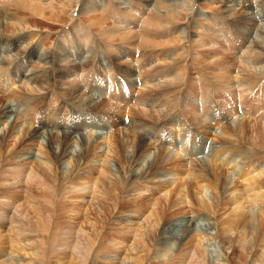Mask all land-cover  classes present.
<instances>
[{"label": "bare ground", "instance_id": "1", "mask_svg": "<svg viewBox=\"0 0 264 264\" xmlns=\"http://www.w3.org/2000/svg\"><path fill=\"white\" fill-rule=\"evenodd\" d=\"M88 1L89 0H80L81 7L78 8V12L90 14L91 12L95 11H103L110 16H114V18L112 17V19L114 20V25H112L111 28L109 27V29L101 30L102 35H106L110 42H113L119 38L118 40H121L119 41L120 43L131 46L132 49H134L133 47H135V42L139 41L140 46L142 47L141 49L143 51L146 50L145 46H151L149 51H145H148V53H156L166 49L171 50L164 55H156L155 64L149 63L148 68H145V66L142 65L143 63H139V61H141L139 59L141 58L138 59L135 57H128L131 61V64L130 61L128 64L126 62V64H122L125 67L121 68L124 74L123 75L121 69H116L114 67V61L109 58L110 56L106 60V58L102 56L99 57V55H97V62L96 64L93 63V58L96 56V52L94 53L93 51H91L92 48H90L93 42V38H95V33H92V25L91 27L84 26L82 25V23L74 20L73 23L77 22L75 24V33L72 34L66 32V36L62 37V40L65 41V44L68 45V51L66 50V46H64L65 44H62L63 46L54 45V49L52 48L48 51L41 50L37 52V59L45 65L49 64V71L45 74V76L35 74L37 71L34 73L30 69L25 76L24 70L22 69L23 66L21 64L17 65L13 69L6 68L7 63L4 59H6L7 57L1 58L0 124L2 125V129L0 130V169L2 168V166H7L9 164V166L14 167L11 170V176L19 177L23 175L24 180L27 177V179L29 180L33 179L36 185H44V187L47 188L48 192L44 194L43 197L45 198V200L49 199L48 204L50 205L54 203V198L58 197L59 190L57 189V186H59V184H64V186L69 185L72 187V190L75 189L77 192L80 191L81 194L86 193V187L88 184L90 185L89 187L94 188L93 190L91 189L92 194H94L96 187H102L107 193H110L115 197L113 198L112 205L107 209L108 215L100 216V221L94 223H98L102 227L104 226V224L106 225L109 223V215H112V211L117 214L124 211L123 208H121L122 204H124L122 200H124V196L127 197V192L134 191L137 194V196L135 194L132 198L128 199L129 201H131L129 204H131L132 206H134V204H137V200L140 196L142 197L144 196L143 194H148L145 197L153 201L152 207L154 208L152 209L156 208L155 211H159V214L157 213V217L155 213L148 214V216L151 215L150 218H153L152 224L155 227V232H157V235H155L153 239H155V241L158 243H162L165 240H173L175 244V251L171 253L172 259L168 261V264H255L257 263L256 260H258V263H262V261H264V111L259 115V119L263 122V124L255 120H253L255 123L251 122V124H246L245 121L248 118H245V115L240 118H233L234 120H231L232 122H224V119L222 120V117L220 116L221 114L218 112V107H221L224 111L227 112L226 115L235 117L234 115L236 114V109L232 105H230L231 102L235 99L236 101L237 99L239 101H243V97L247 96L246 91H248L249 93L252 90L256 89L259 85L264 84V20L261 21L258 18L251 17L248 13V9L252 10L257 7L254 2H257L258 0H250V3L253 2V4L247 3L246 0H232L233 3H228L227 0H210L211 3H222L224 11L221 16L231 21V24H228V26L231 27V30H234L235 32L237 31L236 33L239 36L248 41V45L244 49L240 50V52H236L235 56L227 52H221V54L219 55L217 52L219 57L216 56L217 54L214 51L215 49L213 50V48H210V46L212 45V43H217L221 46L220 39L225 34V29L222 24L217 27V34L215 30L208 28L206 35H209V39H206L205 36L200 35V43L192 40L189 31L190 29L188 28V26L184 28H175L179 29V33L174 36L176 40H172V38H169V33L174 34L175 31H168L165 29L168 27L178 26V22H176V20L181 15L178 12V5L187 8L188 12H192L193 15L195 0H143L142 5L148 9V12L139 13V15L143 14L145 17L140 22V28H138V26L140 25L136 24L139 19H136L133 16L134 13L132 14V9L128 5L127 0H123L121 4L128 5L127 8L131 10V12L128 13V17L132 22L126 21L117 16L119 14H123L120 9H118L122 8L123 6H120L118 8L116 6V9L115 7L110 5L109 2L104 3L102 0H100L99 2H94L93 4L91 1H89L88 3ZM259 1L260 3H264V0ZM12 2L17 4H24L25 6L33 10L32 14H35V16H41L40 18H42V16L44 18V15H46V11L44 10L46 6L44 7L43 5V12L41 10H36V8L39 7L37 6L39 2L35 3L34 0H0V31L2 33V27L12 28L11 34H9V36L11 35V38H8L4 41L0 39V47L2 43H8V46H10L9 40H13L14 38H25V35L27 34L28 37H35V33H33V31L31 32V30L30 32L27 30L29 33L27 32L26 34H24L25 30L23 23H29L31 21L30 17H26L27 19L25 22L18 19V17L14 18L15 16H12V18L10 17L11 20H5L4 14L6 13H4L5 10L3 11L2 9H5V7L8 5L10 6L9 3ZM3 4H5L6 6L2 7ZM52 4L53 3L49 1L50 7L54 8L55 6H53ZM236 4L241 5L240 7L242 11L234 9L233 6ZM11 6L13 5L11 4ZM64 7L63 9H65ZM175 8H177L178 10ZM52 15L49 16L51 17ZM196 15L198 14L196 13ZM71 16L75 17L77 15L74 16V14H71ZM119 16L123 17V15ZM31 18L34 19L33 17ZM72 20L70 19V21ZM79 20H81V18H79ZM104 23L103 25H106ZM72 24L70 25V27L72 26ZM134 24H136L137 26L134 31H131L130 29V31H123L122 28H127L128 30V27H131ZM241 24H243V26H240ZM100 27L102 26L100 25ZM247 29L254 30V35L248 36L246 34ZM156 34H159V38L163 39L154 37V35ZM102 35L100 36L102 37ZM75 36H78L83 40L81 47L76 46L77 41L75 42ZM148 36H150V39L148 38ZM41 38L42 37H38L39 41H43V39ZM175 41H183L184 44L187 43V48L186 44L183 47V43H181L182 47L168 48ZM223 42L226 48H237V36L233 35L225 38L223 39ZM178 45L180 44L178 43ZM44 48L45 47H43V49ZM139 48L140 47H138L137 49ZM5 50L6 48L4 47L3 51L5 53L9 52ZM191 50L193 51L194 56H197L196 61L200 62L206 68V71H212L211 75L214 81L209 82L208 88H213L215 85L218 86V88L211 89L210 92L206 94L201 93L199 95L198 104L200 105V109L195 110V115L191 117V120L193 119V121L196 123L192 125L194 126L193 129L196 128V130L201 133L203 132L199 129H204L205 133L203 134L208 135L209 131L207 132L205 128V126L207 125L204 126L203 122H201L204 120L198 119V115H206L213 100L223 102L221 103V105H225V107L218 104V107H215V114L213 113L215 117V122L213 121V125H217L219 121H223L221 122L222 125L219 124V126H221L219 127L221 130L218 131L217 134H212L211 136L209 134V136L218 144L226 146L218 148L213 153L212 160L205 161L201 158V160L199 161H189L188 168L184 166L185 168L180 169L179 160L177 158H164L165 154L167 153L164 148L165 142L166 144L169 143L170 145H173L175 152L173 153L175 156H177L176 154L184 152V154L186 155L187 153L190 155H195L196 153H198V149L202 145V143L196 145V143L199 142V139L197 138V134L195 131H190V128H188V132L190 134L189 139H182L181 141H178L179 145H177L178 143L175 142L172 138H166L164 140L163 138L159 137V135L153 134V145L146 139L145 134L140 130L141 128H143L141 120L139 121L140 123L137 124H134L133 122L128 123L124 121H118L114 118L113 114L104 111V108L106 107H103L101 109L100 106H104L102 104L103 102L107 103V101L104 100L105 98H125L120 95H118L117 97H107V91L110 89H116L114 86L112 87V85H117V87L126 92L129 85L124 87V81H122L120 77H125V75L134 77L135 75L137 82L140 83V88L143 89H146V85L149 86L148 84H151L153 80L157 81L159 80V78H161L162 80L161 83L156 82L152 85L153 89L157 88L160 90V97L157 98L158 102H153L154 99H151V95L147 96L146 101H142L141 98L135 100L137 104H146L148 101H151L153 107H158L149 111L151 113L150 118L155 120L154 123H157L162 119H164V122H167L169 118H172V120L175 119L172 116V113L180 108L178 107L180 104L182 106V110L189 107L194 108V104L192 102V99L194 97L192 98V96L187 94L188 89L186 91L185 89L180 90L179 86L181 85L180 83L182 79L185 77H190L192 75V72L187 64H181L183 59L179 61L180 63L176 62L178 54H186ZM113 51L115 52V50ZM222 51L225 50L222 48ZM21 53L23 52L21 50H18L14 53V56L18 57V54L20 56ZM31 53L32 51L30 52V55ZM124 53H126V51ZM118 55L115 57L116 60H118L117 58H120L118 57ZM122 56L125 57V55ZM208 57L212 58V60H209ZM168 58H170V60ZM16 59H14V61ZM152 59L154 60V57ZM95 61L96 60L94 59V62ZM192 61L193 60H191V62ZM119 62H122V59L121 61H117V63ZM146 62L147 61H145V63ZM195 62L194 64H196ZM258 62H260L261 64H257ZM13 63H10L11 65L9 66L12 67ZM175 63L178 65H175ZM229 64L233 65L230 68H234L235 65L237 66L238 72H236V74H226L224 73L225 70L221 72L219 71L220 67H228L226 70H229ZM102 70L105 71L106 74L111 78H107L106 76L105 78L104 76H102ZM196 73L201 75V71H196ZM17 75H20L21 77L25 76L22 84L29 87V89L32 88V91H34L35 95L41 93L42 91H44V94H46L47 92L49 93L51 90H53V82L51 81L56 79L67 80V78L72 76L76 84L73 81L65 82L67 86L65 88H62V91L66 95V97H68L69 100L73 101L74 105L80 108L83 112L79 111L74 114L64 112V114L60 113L58 110L49 108L46 115V113H39V109L35 108V106L33 108L24 110L27 100L23 98L25 96L23 95V93H20L21 90H19L18 86L16 87V89H12L10 91L8 90L9 87H12V85L16 82L15 76ZM154 75L157 77L154 78ZM190 78L193 79L192 77ZM194 78H196V76ZM17 80H21V78L18 76ZM68 80L71 81L70 79ZM196 81H198V83L200 84L199 89H201V86L202 88H204V86L201 85L203 81L202 77H198ZM28 84L31 85L28 86ZM121 85H123L125 89H123ZM82 87L88 90L91 89L95 91L97 93V97H93L92 94H89L90 92H87L85 94L82 93L80 89ZM23 89L25 90L24 87ZM173 89L176 90L175 95L178 92L176 99H172V95L169 93ZM145 91L147 92L148 90ZM226 92H228L229 95L233 98H229ZM120 93L123 94L122 91H120ZM259 93L260 92H258L257 97H253V95L250 97L248 96V102L257 100V98L260 96ZM231 94H233L234 96ZM54 98V100L58 99L57 97ZM161 98L163 100L160 101L159 99ZM13 102H15V104H13ZM263 102V100H260L257 104L258 106L256 107L260 108L259 106L260 104L262 106ZM16 104L17 106L15 107ZM184 104H186L185 107H183ZM22 105H24L23 108L21 107ZM83 108L85 110H83ZM94 110H96V112H94ZM55 111H58L59 114H57ZM240 112L241 111H239L237 114L240 115ZM98 113L104 115V117L102 115H98ZM245 114L250 117L251 110L246 111ZM77 115L80 117L79 122H76L78 120ZM99 116H101V119L98 118ZM135 116L138 115L135 114ZM10 117H13V119H11L12 121L10 120L9 123H7ZM42 117H45L44 120H41ZM86 117L94 120V122L92 124H87L85 122L86 125L84 123H81V125H79L80 122ZM208 118L210 119V117ZM139 119L140 118H138V120ZM188 120L189 119L185 120L180 118L179 120L173 121V125H176L175 127L173 126V129H175L174 133L176 137H179V128L186 127V123H188ZM69 121L71 123L70 127L66 126V123H68ZM164 122H161L160 125H163ZM82 124H84L85 127L94 126V124H98L99 127L109 125L108 127L110 130H112L113 136L111 135V133L110 136L112 138L109 135L107 136V134L102 136L100 133H96L97 136L92 139V136L94 135H91L92 133L89 132L90 135H87L86 137V135H84L81 130ZM50 125L53 129L61 128L62 134L54 133L53 131H40L41 128ZM20 126L23 127L21 133L19 129ZM74 132L79 133L75 135L73 134ZM40 138H44L42 140L46 142L45 145H43L41 141H39ZM100 139L102 143L97 144L98 140L100 142ZM75 143L79 145V148L77 150H75L74 148L72 149L71 147V145ZM104 144V151L102 153L99 152L100 154L96 153L98 151V148H100L101 146L102 148L104 147ZM147 144L150 145V148L149 146L147 147ZM33 147H36L35 153H31V155L27 154L28 156L22 158L23 160H18L19 162L16 161L15 157L17 158V156H19L18 154L21 150H29ZM126 149L128 150L125 151ZM149 149L153 150V156H151L152 159L150 160L146 158L148 161L144 162L146 160H144L145 154L148 151L151 152V150ZM178 149H180V151ZM123 151V155H125L124 157H122L120 154L121 152L123 153ZM233 154H237V158L235 160V163L230 164V162L233 160ZM101 156H103V160H101ZM163 158L165 159V161L160 162ZM195 158L197 159V157ZM111 159H113L115 162L111 161ZM217 160H219L221 163H218ZM207 161L210 165V168L207 167ZM182 162L185 163L186 160H182ZM95 163L97 165H94ZM64 164H70V169H64L65 171L63 172V175L60 176L58 175L61 172H59V169L60 166ZM185 165H188V162H186ZM94 172L97 173L96 176H94ZM183 173L188 178H190V184L193 187L192 193L189 194L188 192H184L181 193L180 197L177 193L178 196L176 197L178 198H175L176 200L171 199L172 197H165L166 194L164 193V198L163 196L161 198V195L158 194V191H162V189H165L168 184L165 183L157 185V182H153L152 180L164 175H170L169 179L171 180L168 181H171L172 183L176 181V178H179ZM234 178L237 179H235L236 182L232 186L231 184ZM179 180L182 181V178ZM20 181L22 180L20 178H17L16 184L13 185H19ZM152 182L154 183V185L152 184ZM185 183L187 182L185 181ZM229 184L230 186H232L231 188H227V185ZM179 186L177 184L178 189H180ZM23 190L25 192V188H23ZM173 191L174 190H172L171 192ZM23 195L24 201L22 200L18 207L17 205H14L17 201L14 199L11 200L13 202L11 210L9 204H6V206L4 207L0 206V221L3 222L1 224H6V226H8L9 228L11 227L18 230L20 224H23L25 222V220L27 219V213L25 212L26 208L22 205L25 201H28L27 203L30 204L31 200L25 199H30L31 195L27 194L26 192L23 193ZM50 197H53V199H51ZM145 197L141 199L146 200ZM10 199L12 198L10 197ZM93 200L94 195H90L89 200H86V202L90 201V203L92 204ZM172 200L173 203L174 201H176L175 206H177V209L181 210L180 212L190 214L188 216V219H185L186 221H182L183 223H180V225H178L179 233L177 236L175 235L176 237H170L169 235L167 236L170 231L169 228L165 226L167 223V217L171 215L172 209L170 208L174 207V204L173 206H170ZM228 205H235L234 207L231 206L230 213L228 212V214H231L232 220L226 222L218 221V219L216 218V213H218L220 209L225 208V206ZM123 206L125 207V205ZM146 210L147 209H145V211ZM140 216H138V218ZM201 218L207 221V223H212L211 225L215 228L216 231L215 234H212L211 231L204 234L197 230L198 228L196 229V224ZM118 219L119 217L114 216V219H112V221L117 222ZM142 223V228L147 229V224L149 223L146 224V221L143 220ZM92 226L93 225L91 223L90 227ZM140 228V225H138L137 223L133 226L134 236H136V238H139L140 232L137 236V231L138 229L141 230ZM99 230H96L93 227L90 231L88 229H83L80 226L75 233L70 235L72 240H69V244L67 246L72 250L71 254H74L79 259L80 264H84L89 258V255H92V253H96L94 243L96 241H100L102 238ZM209 234L214 236L209 237ZM204 239H207L209 241H213L214 239L215 242L217 241L216 243L218 244V246L214 244L212 245L211 243L207 246L204 242ZM112 241H116V244L124 242V240H117V238L115 237H112ZM105 242H110V240L106 239ZM65 246L66 245H64V247ZM130 246V249H134L136 247L134 243ZM205 247H208L207 250ZM218 251H221V253ZM162 253L166 252L162 251ZM12 254V252L7 253V257L5 259V262L7 264L11 263V261L14 263L21 262V259L17 260L16 258L13 261L12 257L14 256H12ZM26 254H24V256ZM117 255V252L109 253L107 251V253H105L103 257L106 258L107 256H112V258L110 259L111 264L113 259H119L117 261L119 262V264H128L126 262L127 260L132 261V263L130 264H137L138 262L141 264L140 257L132 258L125 255L124 257L118 258L119 256ZM240 258H242L243 261L239 260ZM217 259H219L220 262L215 263ZM259 260H261V262H259ZM22 264H28V262H23Z\"/></svg>", "mask_w": 264, "mask_h": 264}, {"label": "rangeland", "instance_id": "2", "mask_svg": "<svg viewBox=\"0 0 264 264\" xmlns=\"http://www.w3.org/2000/svg\"><path fill=\"white\" fill-rule=\"evenodd\" d=\"M49 1L51 3H53L52 5L55 6L54 8L50 7ZM76 1H77V3H76ZM89 1H91L94 4V2H99L100 0H93V1L89 0ZM89 1H88V3H89ZM102 1L104 3L109 2L110 5H112L115 8H116V6H117V8L120 6H123L122 8H118L123 13V14H119V15H123V17H121L119 15H117V16L126 20V21L132 22L131 20H129V17H128V13L131 12V10H129V8H127V6L129 5L130 8L132 9V14L134 13L133 16L136 19H139V21L136 23V24L140 25V26H138V28L141 27V23H140L141 20L145 18L143 14L139 15V13L148 12V9L142 5L143 0H127L128 5L127 4L126 5L121 4V2L123 0H102ZM227 1H228V3H233L232 0H227ZM34 2L35 3L39 2L38 5L36 4L37 6H39L36 8V10H41L43 12V9H42L43 5H44V7L46 6V8L47 7L51 8V9L50 8L49 9L44 8V10L46 11V13H45L46 15H44V16L46 18L45 17L43 18V16H42V18H40L41 16H38V15L35 16V14H32L33 10H31V8L25 6L24 4H17V3L12 2V3H9L10 6H11V4L13 5L11 7L9 5L6 6L5 4L2 5V7L6 6L5 9L4 8L2 9L3 11L5 10L4 13H6V14H4L5 20L6 19L11 20L12 16L13 17L15 16L14 18L18 17V19L22 20L23 22H25L28 17H30V19H31V21L29 23H26V24L23 23L24 30H25L24 34H26L28 31L30 32V30H31V32L33 31V33H35V37H28V34H27V35H25V38H19V39L14 38L13 40H9L10 46H8V43H2V45L0 47V59L3 57L4 58L7 57L6 59H4L7 63L6 68H12L13 69L17 65L21 64L23 66L22 69L24 70L25 76L29 72V69L31 71H33L34 73L37 71L35 74H38L40 76H45V74L49 71V64L45 65V64L41 63L37 59V52H39L41 50H43V51L51 50L53 47H55L54 45L63 46L62 44H65V41L62 40V37L66 36V34L68 32L73 34L76 31L75 24L77 22L73 23L74 20H77L78 22L82 23V25H84V26H90L91 27V25H92V28H93L92 33L93 32L95 33V35H94L95 38H93V42H92L90 48H92L91 51H93L94 53L96 52L95 53L96 56L93 58L94 64H96V62H97V55H99V57L102 56V57L106 58V60L110 56L109 58L114 61V63H113L114 67L116 69H121V68H125L124 65H122V64H124L125 62L127 64L129 63L130 59L128 57H135L138 59L141 58V59H139V60H141V61H139V63L140 62H141L140 64L143 63L142 65H144L145 68H148L149 63L155 64L156 55H164L168 51L171 50V49H166V50H162V51L156 52V53H151V52L148 53L151 46H145V49L148 50L147 52H145L146 51L145 49H144L145 51H143L141 49L142 47L140 46L139 41L135 42L134 46L136 48L133 47L134 49H132L131 46H127L125 44L120 43L119 41H121V40H118L119 38L113 42H110L106 35H102L101 30L102 29H109V27L111 28L112 25H114V20L112 19V17L114 18V16L113 15L110 16L103 11H95V12H91L90 14L89 13L87 14L84 12H78V8L81 7L80 6V0H64V1L63 0H55V1L54 0H39V1L34 0ZM246 2L250 3V0H246ZM96 4H98V3H96ZM250 4H253V2H251ZM254 4L257 7H255L252 10L248 9L249 15L251 17L258 18L261 21L264 20V3H260V1L258 0L257 2H254ZM22 5H24V6H22ZM47 5H49V6H47ZM0 6H1V4H0ZM194 6L195 7L193 10V12H194L193 15H192V12H190V11L188 12L187 8H185L183 6L178 5L177 8L179 10L177 8H175L178 10V12L181 15L176 20V22H178L177 27L165 28L168 31H170V30L175 31L174 34L169 33V38H172V40H176L174 36H176L179 33V29H175V28H184V27L188 26V28L190 29L189 31H190V35L192 37V40H194L197 43H200L199 42V40L201 38L200 35L205 36L206 39H209V35H206L208 28L215 30V32L217 34V27L220 24H222L224 29H225V34L221 37L220 43H221L222 48L225 51H222L221 46L218 45L217 43H212L210 48H213V50L215 49L214 51L216 54H217V52L219 55L221 54V52H225V53L227 52V53L235 56L236 52L237 53H238V51L240 52V50L244 49L248 45V41L246 39L239 36L236 33L237 31L235 32L234 30H231V27L228 26V24H231L230 23L231 21L229 19L221 16L223 14V11H224V9L222 7V3H218V2H215V3L212 2L211 3L210 0H195ZM240 6L241 5L236 4L233 7H234V9L242 11ZM22 7H24V8H22ZM63 7L65 9H63ZM219 7H221V8H219ZM28 12H29V14H28ZM47 13L49 15H52V14L53 15L50 17ZM196 13L198 15H196ZM71 14H74V16L75 15H77V16L73 17V16H71ZM108 16H110V17H108ZM189 16H190V18H189ZM31 17H33L34 19H32ZM57 17H59V18H57ZM191 17H192V19H191ZM56 18H57V20H56ZM79 18H81V20H79ZM102 18L104 21L102 20ZM213 18H215V19H213ZM70 19L71 20L73 19V20L70 21ZM98 19L99 20L101 19L100 22ZM8 22H10V21H8ZM94 23H97L98 25L94 24ZM103 23L106 25H103ZM71 24H72V26L70 27ZM93 24H94V27H93ZM136 24H134L131 27H128V30H127V28H122V29L125 32L130 31V30L134 31L137 28ZM100 25L102 27H100ZM240 26H243V24H241ZM11 30H12L11 27H6V28L2 27V33L0 31V33H1L0 39H2L4 41V40H7L8 38H11L10 37L11 35L9 36V34H11ZM63 33H65V34H63ZM161 33H159V34H161ZM254 33H255V31L252 29L246 30V34L248 36H253ZM159 34L154 35V37H156L158 39H163V38H159V36H158ZM100 35H102V37ZM233 35L237 36V48H234V49L226 48L225 44L223 42V39L228 38V37L233 36ZM38 37H42L41 39H43V41L42 40L39 41ZM34 38L36 41L34 40ZM148 38L150 39V36H148ZM81 40H82L81 38H79L78 36H75V42L77 41L76 46L81 47V45L83 43V40L82 41ZM178 43L180 45H178ZM181 43H183V41H181V42L175 41L168 48L182 47ZM120 44H121V46H120ZM185 44H186V48H187V43H185ZM185 44L183 43V47ZM64 46H66V50L68 51V45L65 44ZM96 46H98V47H96ZM190 46H192V45H190ZM4 47L6 48L5 51H9L8 53L7 52L5 53L3 51ZM43 47H45V48L43 49ZM138 47H140V48L137 49ZM196 49H198V48H196ZM18 50H21L23 53H21L20 56L18 54V57H16V56H14V53L17 52ZM113 50H115L116 53ZM124 50L126 51V53H124L125 52ZM31 51H32V53L30 55ZM119 51L122 53H120ZM77 53H78V50H77ZM192 53H193V51L191 50V51H188L186 54H180V55L178 54L176 62L180 63L179 61L183 59L181 64H184V65L187 64L189 66L191 72H192L193 76L191 75L190 77H192L194 80L191 79L190 77H188V78L185 77L186 79L183 78L181 83H180L181 85H179V86H180V90L185 89V91H186L188 89L187 94L192 96V98L194 97L192 99V102L194 104V106H193L194 108L189 107V108H184L182 110V106L180 104L178 106L180 108L177 109V111H175L174 113H172V116L175 119L172 120V118H169L167 120V122H164V119H162L161 121L154 123L155 120L150 118L151 113L149 111L152 109L158 108V107H153L151 104V101H148L146 104H142V103L137 104V102L135 101L138 98H141L142 101H144V100L146 101L147 96L151 95V99L152 100L154 99L153 102H158L157 98L160 97V94H159L160 90L157 88L153 89L152 85L155 84L156 82L161 83L162 82L161 78H159V80H157V81L153 80L151 82V84H148L149 86L146 85V89H143V88H140V83L137 82L135 75H134V77L125 75V77H122L121 80L124 81V85H125L124 87L129 85L127 88L128 90H126V92H124L119 87H117V85H112V87L114 86L116 89H110V90L107 89L108 90L107 91V97H117L118 95H120V96L125 97V98H114V99H106L105 98L104 100H106L107 103L103 102L102 104L104 106H100L101 109L103 107H106V108H104V111H107V112H110L111 114H113L114 118L117 119L118 121H124V122H128V123L133 122L134 124H137V123H140L139 121L141 120V122L143 124L142 125L143 128H141L140 130L142 133L145 134L146 139L149 142H151L152 144L154 141L153 136L156 134L159 135V137L163 138L164 140L166 138H168V139L172 138L175 142L178 143V141H181L182 139H184V140L189 139L190 134L188 132L189 131L188 128H190V131H195L197 134V138L199 139V142L196 143V145L202 143L201 147L198 149V153L195 154L196 156L190 155L188 153L186 155V154H184L185 152L176 154L177 156H175L173 145H170L169 143H168L169 144L168 145L165 142L164 148L167 151V153L165 154L164 158L165 159H169V157L170 158H177L179 160L180 169L185 168V167L188 168L189 167V161L194 160V162H195V160L199 161V160H201V158L204 159L205 161L206 160H212L213 153L218 148L226 146V145L218 144L217 142H215L210 137L212 134L213 135L217 134L218 131L221 130L219 128V127H221V126H219V124L222 125L221 122H223V121H221V122L219 121V123L217 124L218 126L213 125V123L215 122V117H214L213 113H214L215 109L218 107L217 105L218 104L221 105V103H223V102L214 101V100L211 102L210 108L208 109L206 115L208 117H210V119H213V120H210L206 115H203V114L198 115L199 116L198 119L204 120V121H201V122H203L204 126L207 125V126H205V128H206L207 132L209 131L208 135L203 134V133H205L204 129H199L203 133L198 132V130H196V128L193 129L194 126H192V125H194L196 123L193 121V119L191 120V117L193 115H195L194 114L195 110L200 109V105L198 104L199 95L201 93L206 94V93L210 92L211 89L218 88V86L215 85L213 88H208L209 82L214 81L212 79V75H211L212 71L211 72L206 71V68L200 62L196 61L197 56L196 55L194 56V53L193 54ZM218 54L216 55L217 57H219ZM117 55H118V57H120L117 59L120 61L122 59V62L117 63L118 60L115 59V57ZM122 55H125V57H123ZM189 55L190 56L192 55L191 58ZM111 56H112V58H111ZM153 57H154V60L152 59ZM16 58H18V59H16ZM193 58H195V59H193ZM14 59H16V60L14 61ZM94 59L96 60L95 62H94ZM168 59L170 60V58H168ZM208 59L212 60V58H210V57H208ZM191 60H193L194 62L196 61L195 63L196 64L198 63L197 64L198 66L196 64H194L193 61H192L193 62L192 63ZM145 61H147V62L145 63ZM10 63L11 64L13 63L12 67L9 66V65H11ZM130 64H131V61H130ZM257 64L260 65L261 63L258 62ZM38 65H39V67H38ZM175 65H178V64L175 63ZM229 65H230L229 70H226L228 67H220L219 71L221 72V71L225 70L224 73H226V74H236V72H238L237 66L235 65L234 68H230L233 65L232 64H229ZM232 70H234V71H232ZM196 71H201V75L197 74ZM205 71H206V73H205ZM104 72L105 71H103V73H101L102 76H104V77L106 76L107 78H111V77H109V75L106 74V72L105 73ZM121 72H122V69H121ZM104 74H106V75H104ZM122 74H123V72H122ZM18 76L21 78V80H17ZM25 76L24 77H21L20 75L15 76L16 82L12 85V87L10 86L8 89L10 91L12 89H16V87L18 86L19 90H21L20 93H23V95L25 96L23 98H25L27 100L25 103L24 110L33 108L35 106V108L39 109V110L37 109L39 111V113H42V114L46 113V115L48 113L47 110L49 108H53L55 110H58L60 113L66 112L69 114H74V113L79 112V111L83 112L80 108L76 107V105H74L73 101L69 100L68 97H66V95L62 91V88H65L67 86L65 84V82H72V81L74 82L72 76L67 78V80L70 79L71 81L60 80V79H56V80L51 81V82H53V88H52L53 90H51L49 93L47 92L46 94H44V91H42L41 93L36 94V95L34 94V91H32V88L29 89V87L22 84V81L25 78ZM195 76H196V78H194ZM129 77H131V78H129ZM153 77L155 78L157 76L154 75ZM198 77L203 78L201 85H203L204 88H202V86H201V89H199L200 84L198 83V81H196ZM184 80H185V82H184ZM183 82H184V84H183ZM30 85L31 84H28V86H30ZM182 85H184V86H182ZM121 86L123 87V85H121ZM23 87L25 88V90L23 89ZM124 87H123V89H125ZM80 89H81V92L84 94L87 92H90L89 94H92L93 97H97V93L91 89L88 90V89H85L83 87ZM138 89H140V90H138ZM26 90H28V91H26ZM145 90H148V91L146 92ZM120 91H122V93L123 92L124 93L121 94ZM175 92H176L175 89H173L169 92L172 95V99L177 98L178 92L176 93V95H175ZM258 92H260L259 93L260 96L257 98V100L248 102V96L250 97L253 95V97H257ZM246 93H247V96L243 97V99H242L245 102L239 101L238 99L236 101V99H235L230 104L236 109V114L234 115L235 117H232L231 115H226L227 112L224 111L221 107H218V112L221 114L220 116L222 117V120L224 119V122L227 121L229 123V122H232L234 120L233 118H240V117L245 115V118H248L247 119L248 121L247 120L245 121L246 124H251V122H254L253 120L263 124V122L259 119V115L264 111L263 110L264 109V107H263L264 102H263L262 106L260 104V106H259L260 108H258L256 106H258L257 104L260 100L264 101V84L259 85L256 89L252 90L249 93H248V91H246ZM226 94L228 95L229 98L232 97L229 95L228 92H226ZM231 95H233V94H231ZM54 97H57L59 100L58 99L54 100L55 99ZM144 97H145V99H144ZM159 100L161 101L163 99L161 98ZM195 102H197V103H195ZM13 104H15V102H13ZM16 106H17V104L15 105V107ZM185 106H186V104L183 105V107H185ZM221 106L225 107V105H221ZM21 107L23 108L24 105H22ZM254 108H255V110H254ZM83 110H85V109L83 108ZM248 110H251V116L250 117H248V115L245 114V112ZM258 110H260V111H258ZM58 111H55V112L57 114H59ZM239 111H241L240 115L237 114ZM55 112H54V114H55ZM94 112H96V110H94ZM243 112H244V114H243ZM135 114L138 116H135ZM98 115H102V114L98 113ZM102 116L104 117V115H102ZM100 117L101 116H99L98 118L101 119ZM136 117H138L140 119L138 120V118H136ZM44 118L45 117H42L41 120H44ZM180 118L185 119V120L189 119V120H188V123H186L187 124L186 127L179 128V130H180L179 131V137L178 136L176 137L175 133H174L175 129H173V126L175 127L176 125L175 124L173 125V121L179 120ZM11 119H13V117H10L7 123H9V121ZM85 119L82 120L79 125H81V123H84L86 125V123L92 124L94 122V120H91L89 117L88 118L86 117ZM125 119H127V121H125ZM79 121H80V117L78 116V120L76 122H79ZM89 121H91V122H89ZM161 122L162 123L164 122V124L160 125ZM27 124H29V123H27ZM67 124H69V125H67ZM84 124H82V127L80 126L82 128V129L81 128L80 129L82 130V133L84 135H86V137H87V135H90V133H92L91 135H94V136H92V139L95 138L98 133H100L102 136L106 135V134H107V136L108 135L110 136V133H111V135L113 136L112 130H110L108 127L109 125L108 126L104 125V126L99 127L98 124H94V126L85 127ZM18 125H19V123H18ZM66 126H68V127L71 126L70 121L68 123H66ZM1 129H2V125L0 124V130ZM19 129H20V133H21L23 127L20 126ZM41 130H43L45 132L46 131H48V132L53 131L54 133L62 134L61 128L53 129L51 127V125L47 126V127H43L40 129V131ZM78 133L74 132L73 134L77 135ZM86 133H88V134H86ZM209 134H210V136H209ZM42 139H44V138H40L39 141H41V143L43 145H45L46 142ZM222 139H224V138H222ZM100 143H102L101 139H100V142L98 140L97 144H100ZM177 145H179V143ZM103 146H104L103 148H102V146L100 148H98V151L96 149L97 152L96 151L95 152L98 154L102 153L105 149V144ZM148 146L150 148V145L147 144V147ZM71 147H72V149L74 148L75 150H77L79 148V145H77L75 143V144H72ZM27 150L28 149L21 150L20 153L18 154L19 156H17V158L15 157L16 161H18V160L21 161V160H23L22 158H24L25 156H28L29 154L31 155V153H35L36 147H33L32 149H29L28 151ZM127 150L128 149H126L125 151H127ZM149 150H151V152L148 151L145 154L144 160L146 158H148L150 160L152 159L151 156H153V150L152 149H149ZM178 150L180 151V149H178ZM25 152H28V153H25ZM120 154L122 157L125 156V155H123L124 151H123V153L121 152ZM150 154H152V155H150ZM194 156L197 157V159ZM100 158H101V160H103V156H101ZM193 158H195V159H193ZM236 158H237V154L236 155L233 154L232 155L233 160L230 162V164L235 163ZM163 159L160 162L165 161V159L164 160ZM182 160H186V162H188V165H185L186 162L183 163ZM111 161L115 162L113 159H111ZM146 161H148V160L146 159L144 162H146ZM217 162L221 163L219 160H217ZM94 165H97V164L95 163ZM112 167H113V165H112ZM207 167L210 168L208 161H207ZM13 168H14L13 166H9V164H8L7 166H2V168L0 169V206L4 207V206H6V204H9V207L11 210V207L13 205L12 204L13 202L11 200L14 199V200H17L14 205H17V207H18V205H20L22 200L24 201L23 193H25V192L27 194L31 195L30 199L26 198L25 200H31V201H30V204L27 203L28 201H25L22 205L26 208L25 212L27 213V219L25 220V222L23 224H20L18 230H16L15 228H11V227L9 228L8 226H6V224H1L3 222L0 221V264H1V262H2V264H7L5 262V259L7 257V253H9V252L13 253L12 254V256H14V257H12L13 261L15 258L17 260L21 259V262H19V263H17V262L14 263L10 260L11 263H13V264H22L23 262H28V264H80L79 259L74 254H71L72 250L67 246L69 244V240H72L70 235L75 233L76 230L79 229L80 226L83 229H86V230L88 229L90 231L92 230L93 227L96 230H99V228H100V230H99L100 235H102L101 240L96 241L94 243L95 248H96L95 249L96 253H92V255H89V258L86 260V262L84 264H111L110 259L112 258V256H107L106 258L103 257L105 255V253H107V251L109 253H114V252L116 253L117 252V254H118L117 256H119L118 258L124 257L125 255H127L128 257H132V258L140 257L141 258V261H140L141 264H168V261H170V259H172L171 253H173L175 251V246H174L175 244H174L173 240H171V241L165 240L162 243H158L155 241V239H153L154 236L157 235V232H155V227L152 224L153 218H150L151 215L148 216V214H151V213L154 214L155 213V215L157 217V215L159 214V211L158 210L155 211L156 208L152 209V208H154V207H152L153 201H151V199L145 197L148 194H143L144 196H142V197L140 196L139 199L137 200V204H134V206H135L134 207L131 204H129L131 201H129L128 199L132 198L133 195H135L136 193L134 191L127 192V194H126L127 197L124 196V200H126V201L128 200L129 202L127 201V203H126V201L122 200V202H124V204H122L121 208H123L124 211L119 212L118 214L115 213L114 211H112V215L111 214L109 215V221H108L109 223L106 225L104 224V226L102 227L98 223L97 224H94V223L100 221V216H103V215L107 216L108 215L107 209L112 205L113 198H115L112 194L107 193L102 187H96L94 194H92L91 191L94 188L89 187L90 185L88 184L86 187V193L81 194L80 191L77 192L75 189H74L75 191L72 190L71 189L72 187L69 185L64 186V184H59V186H57V189L59 190L58 197H56L57 199L54 198L55 199L54 203L52 205H50V204H48L49 199L45 200V198L43 197V195L48 192L47 188H45L44 185H39V184L36 185L35 181L33 179L29 180L26 177V179L24 180L23 175H21L19 177L11 176L10 174H11V170ZM61 169H63V170H61ZM64 169L65 170L70 169V164L61 165L59 172L61 171L62 173L60 172L58 175H60V176L63 175V172L65 171ZM96 175H97V173L94 172V176H96ZM169 176L164 175L161 177L154 178V180H152L153 182H157V185L165 184V183L168 184L165 189H162V191H158V194L161 195V198L164 195V193L166 194V196L164 195L165 197H168V198L172 197L171 199H173V200H176L178 198L176 196H178V195L180 197L181 193H184V192L185 193L188 192L189 194L192 193L193 187L190 184L191 183L190 178H188L184 173L181 174L179 178H176V181H174L172 183H171V181H168V180H171V179H169ZM17 178H20L22 181H20L19 185H13V184H16ZM173 178H175V177H173ZM181 178H182V181L179 180ZM155 179H156V181H155ZM235 179H237V178H234V180L231 184L232 186L236 182ZM172 180H174V179H172ZM185 181L187 183H185ZM153 182H152V184L154 185ZM167 182H169V183H167ZM177 184H178V186L180 185L179 186L180 189H178ZM182 185H184L185 187ZM188 185H190V186H188ZM232 186H230V184H229V185H227V188H231ZM23 188H25V192H24ZM188 188L190 191L188 190ZM172 190H174V191L171 192ZM166 192H168L169 194ZM177 193H178V195H177ZM90 195H94V200H93L92 204L90 203V201H88L89 204H88V202H86V200H89ZM136 196H137V194H136ZM164 196H163V198H164ZM10 197L12 199H10ZM143 197H145L146 200L141 199ZM50 198L53 199V197H50ZM76 198H79L81 201L79 199H76ZM173 200L171 201L170 206L171 205L173 206V204H174V207L170 208V209H172L171 215H169L167 217V219H166L167 223L165 225L167 228H169L170 233L167 234V236L169 235L170 237L171 236L176 237L178 235V233H179L178 225H180V223H183L184 221H186L185 219H188V216L190 215L189 213L185 214L183 212H180L181 210L177 209V206H175L176 201H174V203H173ZM123 205H125V207ZM228 206H225V208L220 209L219 212L216 213V218L218 219V221H220V222L225 221L226 222V221L232 220V216H231V214H228V212L230 213V209H231L230 207L231 206L234 207L235 205H228ZM148 207H149V209H148ZM135 208H137V209H135ZM7 209H9V208H7ZM145 209H147V210L145 211ZM151 210H152V212H151ZM176 211H177V213H176ZM172 212H173V214H172ZM222 212L223 213L225 212V213L223 214ZM139 213L141 214V216ZM115 214H117V215H115ZM114 216L119 217L117 222L112 221V219H114ZM138 216H140L141 218L140 217L138 218ZM142 220L146 221V224L149 223V224H147L148 225L147 229L142 228L143 227L142 226L143 225ZM91 223L93 225L92 227H90ZM136 223L138 225H140V227H141L140 228L141 230L138 229V231H137V236H138V233L140 232L139 238H136V236H134L133 226L136 225ZM211 224H212L211 222L207 223V221H205L203 218H201L199 220V222L196 224V229L198 228L197 230H199L200 232H202L204 234H206L207 232H210V231L212 232V234H215V232H216L215 228ZM207 227H208V229H207ZM216 230H217V228H216ZM151 236H153V237H151ZM210 236H214V235L209 234V237ZM112 237L117 238V240H124V242L121 243L119 241L120 243L116 244L115 243L116 241H112ZM105 238L109 239L110 242H105L106 241ZM151 239H153V240H151ZM142 240L144 243L142 242ZM204 242L206 243L207 246L210 243L212 245L214 244V245L218 246V244L216 243L217 241L215 242L214 239H213V241L212 240L209 241L207 239H204ZM133 243L136 245V247L134 249L133 248L130 249V247H131L130 245ZM140 244H141V246H140ZM64 245H66V246L64 247ZM163 245H165V246H163ZM205 248L207 250L208 247H205ZM168 249H170V250H168ZM162 251H164L166 253H162ZM218 252L221 253V251H218ZM26 253H29V254H26ZM24 254H26V255L24 256ZM33 255H35V256H33ZM206 256H207V253H206ZM118 260L119 259H117V260L113 259L112 264H119V262H117ZM239 260L243 261L242 258H240ZM256 261H257V263H255V264L264 263V261H262V263H258V260H256ZM126 262L128 264L132 263V261H129V260H127ZM218 262H220L219 259H217L215 261V263H218ZM259 262H261V260H259ZM11 263H9V264H11ZM137 264H140V263L138 262Z\"/></svg>", "mask_w": 264, "mask_h": 264}]
</instances>
